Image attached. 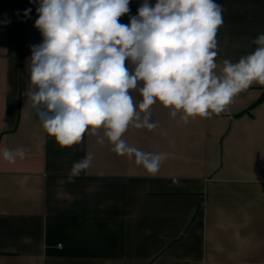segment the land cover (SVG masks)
I'll list each match as a JSON object with an SVG mask.
<instances>
[{"label":"crops","instance_id":"1","mask_svg":"<svg viewBox=\"0 0 264 264\" xmlns=\"http://www.w3.org/2000/svg\"><path fill=\"white\" fill-rule=\"evenodd\" d=\"M215 2L222 74L225 59L236 63L259 47L264 0ZM39 3L0 0V264H264V85L187 123L152 105L156 128L130 126L122 139L164 156L155 174L115 153L106 137L98 143L104 129L61 146L27 95L32 46L43 42ZM142 3L130 0L119 22L130 24ZM142 86L130 90L137 111ZM5 148H23L25 158L10 164ZM88 154L90 166L70 182Z\"/></svg>","mask_w":264,"mask_h":264},{"label":"clouds","instance_id":"2","mask_svg":"<svg viewBox=\"0 0 264 264\" xmlns=\"http://www.w3.org/2000/svg\"><path fill=\"white\" fill-rule=\"evenodd\" d=\"M129 3L40 0L35 26L43 42L32 46L28 71L34 88L27 95L46 133L61 146L78 144L86 132L96 135L104 129L98 143L106 137L115 153L155 174L164 156L129 146L122 139L128 128L155 129L150 109L157 101L171 109L173 118L182 113L187 123L189 118L219 115L253 83L264 85V34L254 39L259 47L253 53L236 63L225 59L222 74H217L220 4L144 0L130 24H122L119 18L129 13ZM139 82L143 86L137 111L130 90ZM25 155L23 148L2 152L10 164ZM91 161L88 154L74 163L69 181Z\"/></svg>","mask_w":264,"mask_h":264}]
</instances>
